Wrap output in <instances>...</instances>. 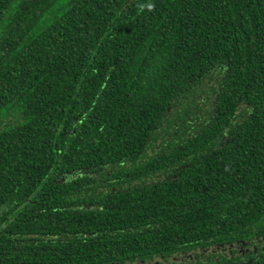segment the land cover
<instances>
[{"label": "trees", "instance_id": "1", "mask_svg": "<svg viewBox=\"0 0 264 264\" xmlns=\"http://www.w3.org/2000/svg\"><path fill=\"white\" fill-rule=\"evenodd\" d=\"M182 253L264 264V0H0V264Z\"/></svg>", "mask_w": 264, "mask_h": 264}, {"label": "flooded vegetation", "instance_id": "2", "mask_svg": "<svg viewBox=\"0 0 264 264\" xmlns=\"http://www.w3.org/2000/svg\"><path fill=\"white\" fill-rule=\"evenodd\" d=\"M216 249V248H215ZM208 255V254H207ZM187 258L188 260V263H193L195 260L190 256V255H187V254H184L182 253V256L181 255H177V254H173L171 256H167L165 257V259H162V258H155L154 260L150 261V262H146V263H143L139 260H135L134 262L130 263V264H188L185 262V259ZM219 258H212L211 259V263H214L218 262ZM200 261L202 262H206V258H200ZM231 260L228 259V264H231ZM198 264H202L201 262H198Z\"/></svg>", "mask_w": 264, "mask_h": 264}]
</instances>
